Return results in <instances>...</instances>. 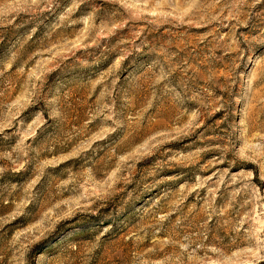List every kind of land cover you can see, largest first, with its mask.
Here are the masks:
<instances>
[{"label": "rangeland", "instance_id": "374dc122", "mask_svg": "<svg viewBox=\"0 0 264 264\" xmlns=\"http://www.w3.org/2000/svg\"><path fill=\"white\" fill-rule=\"evenodd\" d=\"M0 264H264V0H0Z\"/></svg>", "mask_w": 264, "mask_h": 264}]
</instances>
